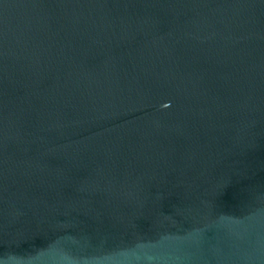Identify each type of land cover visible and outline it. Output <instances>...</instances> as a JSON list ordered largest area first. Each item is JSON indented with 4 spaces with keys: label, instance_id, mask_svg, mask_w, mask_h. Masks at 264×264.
<instances>
[{
    "label": "water",
    "instance_id": "water-1",
    "mask_svg": "<svg viewBox=\"0 0 264 264\" xmlns=\"http://www.w3.org/2000/svg\"><path fill=\"white\" fill-rule=\"evenodd\" d=\"M0 264H264V0H0Z\"/></svg>",
    "mask_w": 264,
    "mask_h": 264
}]
</instances>
